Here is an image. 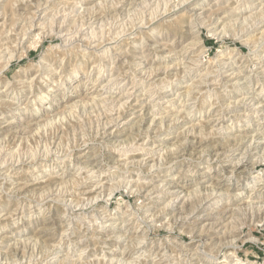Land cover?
Returning <instances> with one entry per match:
<instances>
[{
  "label": "rangeland",
  "instance_id": "1",
  "mask_svg": "<svg viewBox=\"0 0 264 264\" xmlns=\"http://www.w3.org/2000/svg\"><path fill=\"white\" fill-rule=\"evenodd\" d=\"M263 72L264 0H0V264H264Z\"/></svg>",
  "mask_w": 264,
  "mask_h": 264
},
{
  "label": "bare ground",
  "instance_id": "2",
  "mask_svg": "<svg viewBox=\"0 0 264 264\" xmlns=\"http://www.w3.org/2000/svg\"><path fill=\"white\" fill-rule=\"evenodd\" d=\"M262 8V7H261ZM195 9V8H194ZM116 14V13H115ZM56 16V15H55ZM66 18V17H65ZM79 25V24H78ZM77 26V25H76ZM99 27V26H98ZM94 28V27H93ZM224 30V29H223ZM217 32V31H216ZM93 39V38H92ZM234 55V54H233ZM234 59V58H233ZM228 65V64H227ZM226 65V66H227ZM220 73V72H219ZM264 73V72H263ZM148 76V75H147ZM128 94V93H127ZM256 98V97H255ZM102 99V98H101ZM258 144V143H257ZM260 154V153H259ZM10 159V158H9ZM86 202V201H85ZM113 263V262H112ZM118 263V262H117ZM237 264H242V261L240 259H237ZM250 264H253V262H250Z\"/></svg>",
  "mask_w": 264,
  "mask_h": 264
}]
</instances>
